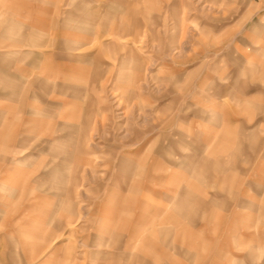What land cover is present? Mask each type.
Segmentation results:
<instances>
[{"label":"rangeland","instance_id":"374dc122","mask_svg":"<svg viewBox=\"0 0 264 264\" xmlns=\"http://www.w3.org/2000/svg\"><path fill=\"white\" fill-rule=\"evenodd\" d=\"M0 264H264V0H0Z\"/></svg>","mask_w":264,"mask_h":264},{"label":"crops","instance_id":"0c3cea01","mask_svg":"<svg viewBox=\"0 0 264 264\" xmlns=\"http://www.w3.org/2000/svg\"><path fill=\"white\" fill-rule=\"evenodd\" d=\"M186 15V14H185ZM127 166H129L127 169L129 170L132 166H130V165H127ZM132 170V169H131ZM130 170V171H131ZM196 177H199L198 175H196V174H194V175H192V176H190V182H188V186L190 187L191 185H194V181H195V179L194 178H196ZM193 181V182H192ZM193 183V184H192ZM154 237H153V234H151L150 236H148L147 237V243H149L150 245H152L151 243H152V239H153Z\"/></svg>","mask_w":264,"mask_h":264}]
</instances>
